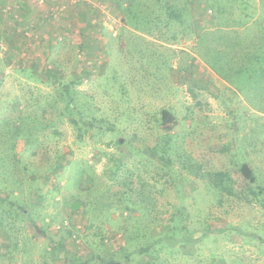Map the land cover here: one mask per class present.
<instances>
[{"label":"rangeland","instance_id":"obj_1","mask_svg":"<svg viewBox=\"0 0 264 264\" xmlns=\"http://www.w3.org/2000/svg\"><path fill=\"white\" fill-rule=\"evenodd\" d=\"M20 1L0 5V264H264V112L215 39L260 49L264 0H172L179 21L159 0H43L21 20Z\"/></svg>","mask_w":264,"mask_h":264},{"label":"trees","instance_id":"obj_2","mask_svg":"<svg viewBox=\"0 0 264 264\" xmlns=\"http://www.w3.org/2000/svg\"><path fill=\"white\" fill-rule=\"evenodd\" d=\"M2 1L0 5L3 6L7 3V0H0ZM14 0H12L13 2ZM130 1L131 0H115L114 1V7L117 10L122 9V4L125 3L126 5L130 6ZM162 4H164L165 9L168 12V15L174 16L175 19L178 21L180 20L181 16L180 13L177 12L175 14V11L172 6V0H159ZM211 1V0H205L206 2ZM9 2V1H8ZM78 2V1H77ZM83 2V1H79ZM218 7L216 11H221V4L218 2ZM241 9H244V5L241 3ZM0 6V8H1ZM21 4L18 3V5L14 4L13 7L15 9H18ZM208 5L206 4V7ZM163 7V6H162ZM209 7V6H208ZM24 10H27L23 7ZM123 10V9H122ZM25 12V11H24ZM24 12L22 11V14H19L20 17L18 19H23L24 17ZM83 13L80 12V15ZM244 17V15H243ZM245 19L247 17H244ZM21 19V20H22ZM264 20V19H263ZM241 22V20H239ZM244 22V21H243ZM21 24V22H19ZM261 24V23H260ZM263 25H259L261 28L260 30V39L262 41V44L260 49L259 47L255 50H249L247 48H242V45L239 43V40L235 37L233 38H225L224 35L218 34L215 39L222 41L225 43L226 47H229L231 52H230V57L232 60L228 63H226L225 57L224 62L226 63L227 69V76L229 80H232L233 82L236 81L237 86H242L246 91H251L253 92V95L259 98V107L261 108V111L263 110L264 112V23ZM258 32V30H256ZM202 35H200L201 38ZM204 36V35H203ZM227 51V50H226ZM223 52V51H222ZM219 54V53H218ZM221 65L218 66V69H220ZM48 70V69H47ZM46 70V72H47ZM48 73L49 70H48ZM53 76L54 80H57V83L55 84V88L57 90V98L59 102L63 103V112L61 114H69L73 113L72 111L77 107V101L75 98V94L72 90V86H74V81H70L69 83H65L62 81H59L58 76L56 73L53 74H46L47 78L48 76ZM48 80V79H46ZM232 84V83H231ZM233 85V84H232ZM248 93V92H247ZM250 93V92H249ZM176 123V118L175 116L167 109H162L160 111V120H159V127L162 131L168 132L171 129V126ZM2 125V124H1ZM86 125V124H85ZM87 127H91L92 123H87ZM94 127V126H92ZM100 128V127H99ZM12 130V138L15 140L18 136V133L24 129V124L20 121L16 122L13 127H11ZM13 142V141H12ZM13 147H10V150ZM239 172L243 178V180L248 184H253L256 182V176H255V171L252 167V165L249 162H243L239 166ZM263 190V188H262ZM264 192V190H263ZM10 205L13 204V202L9 203ZM21 209L23 210V207L21 204L17 203ZM23 213V211H22ZM61 246V244L59 245ZM148 247H145L143 249H137L136 252H143L144 250H148ZM130 253H124L123 254V262H127L129 259ZM120 259L115 258L111 254L104 253V255H99L95 254L92 255L91 257L84 259L81 263L79 264H124Z\"/></svg>","mask_w":264,"mask_h":264},{"label":"crops","instance_id":"obj_3","mask_svg":"<svg viewBox=\"0 0 264 264\" xmlns=\"http://www.w3.org/2000/svg\"><path fill=\"white\" fill-rule=\"evenodd\" d=\"M20 2H22V3H20L21 4V6H19V8H18V10H20V12H24V11H27V10H24L23 9V7L25 8V9H28L26 6H28V4H32V3H34L35 4V2H33V1H31V0H21ZM26 4V5H25ZM33 5V4H32ZM2 10V9H1ZM29 10V9H28ZM30 13H31V15H30V18H33V17H35V14H33V12H31L30 11ZM17 30H19V29H17Z\"/></svg>","mask_w":264,"mask_h":264},{"label":"built area","instance_id":"obj_4","mask_svg":"<svg viewBox=\"0 0 264 264\" xmlns=\"http://www.w3.org/2000/svg\"><path fill=\"white\" fill-rule=\"evenodd\" d=\"M31 1H33L35 3H42L43 2V0H31ZM70 1L75 2V1H80V0H70ZM81 1H83V0H81Z\"/></svg>","mask_w":264,"mask_h":264}]
</instances>
